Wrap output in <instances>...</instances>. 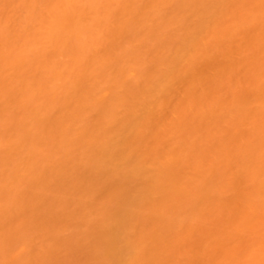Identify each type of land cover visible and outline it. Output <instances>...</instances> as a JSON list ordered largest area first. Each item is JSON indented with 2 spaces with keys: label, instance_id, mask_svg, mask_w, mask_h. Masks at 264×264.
Instances as JSON below:
<instances>
[{
  "label": "bare ground",
  "instance_id": "bare-ground-1",
  "mask_svg": "<svg viewBox=\"0 0 264 264\" xmlns=\"http://www.w3.org/2000/svg\"><path fill=\"white\" fill-rule=\"evenodd\" d=\"M0 264H264V0H0Z\"/></svg>",
  "mask_w": 264,
  "mask_h": 264
}]
</instances>
